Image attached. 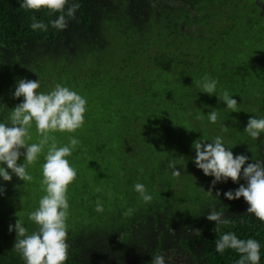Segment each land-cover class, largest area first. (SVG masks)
I'll list each match as a JSON object with an SVG mask.
<instances>
[{
	"label": "trees",
	"instance_id": "16d2710c",
	"mask_svg": "<svg viewBox=\"0 0 264 264\" xmlns=\"http://www.w3.org/2000/svg\"><path fill=\"white\" fill-rule=\"evenodd\" d=\"M256 1L68 0L80 7L75 18L66 16L67 28L57 30L49 22L58 13L0 0V122L23 102L14 98L20 79L39 80L45 93L62 84L87 100L84 128L54 133L58 146L69 136L80 141L66 157L77 170L67 195L66 264H151L156 255L165 264H236L234 250L215 251L225 232L256 239L264 264V222L247 213L242 197L224 196L246 181L218 182L208 196L214 177L195 166L192 147L220 136L234 157L250 151L246 164L264 162V133L253 140L244 131L250 118H264V14ZM33 15L47 31L31 29ZM205 75L218 82L214 95L198 86ZM225 90L239 112L218 99ZM213 109L215 124L207 117ZM32 129L29 143L38 142ZM40 157L28 167L31 182L10 170V182L0 178V264H25L9 226L19 219L29 233L36 230L28 217L45 194L36 181ZM173 159L178 178L168 168ZM136 183L145 185L149 203ZM97 201L102 213L95 211ZM213 208L233 223L215 232L206 218Z\"/></svg>",
	"mask_w": 264,
	"mask_h": 264
},
{
	"label": "clouds",
	"instance_id": "9594fccd",
	"mask_svg": "<svg viewBox=\"0 0 264 264\" xmlns=\"http://www.w3.org/2000/svg\"><path fill=\"white\" fill-rule=\"evenodd\" d=\"M22 9L26 11L47 10L48 13L58 17L49 23L57 30H65L68 25L67 17L75 18L79 9L78 3L68 6V0H22ZM67 7V11L65 9ZM31 29L33 31H47L48 25L42 20L37 21L35 15L31 17ZM217 81L205 75L198 86L203 93L214 95L217 89ZM39 80L20 79L17 82L14 98L23 97V102L11 109L8 122H0V178L10 182L12 174L23 182H31L33 176L28 172V167L35 165L41 154H44L42 171V191L45 193L38 202V207L29 214V220L36 225V230L29 233L23 223L17 219L14 229L9 226V231L16 232L14 250L20 254L25 264H66L69 256L68 226L69 216L68 190L69 186L77 178V170L70 165L66 157L80 144L74 136L68 137V144L58 146L54 133H75L85 123L87 100L76 91L62 84H56L49 92L38 91ZM227 109L239 112L238 104L227 90L220 96ZM208 120L215 124L219 118V112L213 109ZM199 118V117H198ZM35 125L38 142L29 143L32 140L31 128ZM222 130L227 127L222 125ZM244 131L253 139H259L264 133V118H250ZM205 141V140H204ZM195 150V166L202 170L205 176L214 177L207 192L212 195V189L218 182L238 183L243 179L246 186L241 184L235 191H228L224 196L228 200H238L241 197L248 204L247 213L253 215L260 222H264V162L255 161L245 164L248 157L237 155L224 146L220 136L215 137L211 143H202L196 140L192 145ZM47 148L46 153L44 149ZM24 149L25 151H21ZM24 162L19 165L20 157ZM184 159L181 157L179 160ZM177 159L169 161L168 168L172 169L174 177H180L181 172L175 170ZM134 190L139 193L144 203H149L152 196L148 194L144 184L136 183ZM5 190L0 187V194ZM216 192V197L220 196ZM95 211L102 213L103 204L96 202ZM133 209H128L125 215H131ZM207 220L215 222V232H219L221 226H228L233 222L224 218L222 211L215 208L207 215ZM196 233L199 235V231ZM261 245L256 239H241L234 232L222 233L215 241V251L224 254L226 250H234L239 254L236 264H259ZM151 264H165L163 255H156Z\"/></svg>",
	"mask_w": 264,
	"mask_h": 264
},
{
	"label": "rangeland",
	"instance_id": "374dc122",
	"mask_svg": "<svg viewBox=\"0 0 264 264\" xmlns=\"http://www.w3.org/2000/svg\"><path fill=\"white\" fill-rule=\"evenodd\" d=\"M240 12H244L242 9L240 10ZM246 12V11H245ZM260 26L259 27H261L262 29H263V31H264V23H261V24H259ZM262 83H264V78H263V80L261 81ZM82 128H84V125L82 126ZM33 129L31 128V130L30 131H32ZM32 132H35V130L34 131H32ZM30 142V141H29ZM21 151L23 152V151H25L24 149H21ZM246 155L250 158L252 155L250 154V151L249 152H246ZM39 160L42 162L43 160H42V158L40 157L39 158ZM249 161V160H248ZM23 162H24V157L23 156H21L20 157V159L18 160V164L19 165H22L23 164ZM247 163V162H246ZM245 167H247V164H245ZM242 173H243V169H242V172H241V181H243L244 179H243V176H242ZM15 176H13V178H14ZM16 178V177H15ZM36 181L39 183V184H41V181H42V178L41 179H36ZM217 185V184H216ZM211 186V185H210ZM72 191L73 190H71V189H69L68 190V193H67V195H69V194H71L72 195ZM71 195H69V196H71ZM191 195L192 196H194L192 193H191Z\"/></svg>",
	"mask_w": 264,
	"mask_h": 264
},
{
	"label": "flooded vegetation",
	"instance_id": "af4514ba",
	"mask_svg": "<svg viewBox=\"0 0 264 264\" xmlns=\"http://www.w3.org/2000/svg\"><path fill=\"white\" fill-rule=\"evenodd\" d=\"M260 13L264 14V0L256 1Z\"/></svg>",
	"mask_w": 264,
	"mask_h": 264
}]
</instances>
